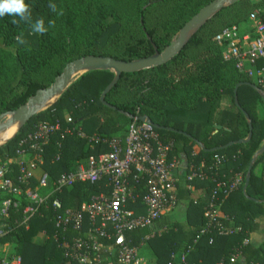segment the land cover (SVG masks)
Here are the masks:
<instances>
[{"label": "trees", "instance_id": "trees-1", "mask_svg": "<svg viewBox=\"0 0 264 264\" xmlns=\"http://www.w3.org/2000/svg\"><path fill=\"white\" fill-rule=\"evenodd\" d=\"M212 1L26 0L33 21L42 18L46 27L49 21L52 25L44 34H37L19 18L16 24L12 17L0 18V115L50 86L66 64L79 58L130 62L153 55L154 49L162 51L188 20ZM50 2L56 6L55 12L49 8ZM123 2L129 4L127 9ZM254 11L264 23L263 1L241 0L222 9L164 65L121 74L102 102L100 96L114 74L96 71L82 75L54 105L29 119L0 148V166L8 168L6 176L12 182V191H0V201L17 204L2 222L6 235L0 243L10 245L20 264H73L62 247L73 239L85 240V232H76L71 226L65 231L56 228L55 219L67 211L79 212L82 205L101 194L109 197L111 187L102 180L56 191V182L90 158L108 153L111 142L123 148L129 125L139 124L136 118L141 116L159 127L153 132L164 145H171L167 162L177 159L185 163V170L176 172L171 210L180 209L184 220L171 223L166 213L154 226L161 233L144 245L153 264H181L182 255L186 264H264V153L256 158L243 191L248 166L264 145V98L250 85L262 87L258 79L253 81L238 71L234 60L224 59L214 40L225 29L246 28ZM239 84L237 107L233 91ZM222 101L228 107L222 108ZM244 114L250 121L251 137L245 144H235L249 133ZM41 124H58L60 130L39 146V153L31 152L28 136ZM230 143L234 144L224 148ZM23 149L30 157L40 154L42 163L33 176L20 181L16 161L17 152ZM190 168L204 178L187 181ZM43 173L48 177L47 186L37 191L45 200L25 230L20 225L28 205L25 192L37 187ZM236 175L242 177L240 186L213 196L216 183L225 184ZM125 181L134 198V202L127 201L126 208L135 216L144 215L141 199L146 178L131 169ZM213 199L219 216L210 223L204 213ZM220 227L238 231L221 235ZM151 231H128L125 241L138 246ZM253 236L260 239L258 245L252 243ZM41 237L45 238L42 242Z\"/></svg>", "mask_w": 264, "mask_h": 264}, {"label": "built area", "instance_id": "built-area-1", "mask_svg": "<svg viewBox=\"0 0 264 264\" xmlns=\"http://www.w3.org/2000/svg\"><path fill=\"white\" fill-rule=\"evenodd\" d=\"M214 40L222 48V57L234 60L236 69L241 73L258 79L264 91V23L258 18V11L249 15L246 28L233 26L221 31ZM59 130L58 124L39 125L35 132L28 136L30 151L39 153V146L46 144L49 137ZM68 132L69 130L66 131ZM78 136L82 134L78 132ZM170 148V144L164 145L159 140L150 125L132 122L128 127L123 148L118 142H111L108 153L96 159L90 158L84 166L62 175L57 180L56 191L70 188L74 184H95L102 180H106L111 187L109 197L101 194L92 198L88 204L82 205L79 212L67 211L55 219L56 228L61 227L65 231L71 226L76 232H85V240L73 239L62 247L73 264H143L139 249L149 239L161 233L154 230V226L164 214L171 212L175 204L176 172L180 167L175 159L167 162ZM29 154L30 152L24 149L17 152L16 164L18 172L22 174L20 181L33 176V172L42 163L40 154L34 157ZM131 169L146 178V193L141 199L144 215L135 216L134 211L126 208L127 201L134 202L125 181ZM190 171L186 177L187 181L196 177L204 178L201 173H196L191 168ZM8 172L6 166H0L2 192L12 191V182L6 176ZM47 179L46 173L41 174L37 187L25 192L28 205L22 211L20 223L25 230L28 229L31 217L45 200L37 190L47 186ZM241 183V175H236L225 184L216 183L213 196L222 190L231 191ZM54 204L59 205L57 201ZM16 206L17 204L10 200L0 201V239L6 235L2 222L8 217L9 209ZM204 215L210 223L218 218V207L214 199L209 202ZM144 228L152 229L151 233L146 235L138 246H129L125 241V233ZM237 231L238 229L223 227L218 230L221 235H232ZM179 260L181 264H186L184 255L180 256ZM20 262V258L11 251L9 244L0 243V264Z\"/></svg>", "mask_w": 264, "mask_h": 264}, {"label": "water", "instance_id": "water-1", "mask_svg": "<svg viewBox=\"0 0 264 264\" xmlns=\"http://www.w3.org/2000/svg\"><path fill=\"white\" fill-rule=\"evenodd\" d=\"M239 1L241 0H213L200 9L184 24L162 51L158 52L154 49V54L147 58H141L130 62H122L111 58L87 56L66 64L61 73L54 78L50 86L45 89L37 90L34 95L30 96L27 101L17 109L0 115V148L11 141L29 119L46 111L54 105L63 93L82 75L96 71H110L114 74L112 82L106 87L100 96V101L102 102L105 95L117 83L121 74L135 73L164 65L173 57L177 56L189 40L200 30V28L210 21L216 14H218L222 9ZM239 86L240 84L237 85L233 91L234 104L237 107L238 103L236 91ZM250 86L258 92L262 98H264L263 91L261 89L253 85ZM125 115L131 118L129 115ZM244 117L246 118L249 126V133L245 140L235 142V144H245L251 137L250 121L246 114H244ZM136 120L140 123L148 124L154 129H159V127L153 124L147 117H137ZM165 130L175 132L171 128H167ZM179 134L187 136L181 132H179ZM232 144L234 143H230L224 148H227ZM263 153L264 145L254 154L251 163L248 166L243 191H245L247 187L250 171L256 158Z\"/></svg>", "mask_w": 264, "mask_h": 264}, {"label": "clouds", "instance_id": "clouds-1", "mask_svg": "<svg viewBox=\"0 0 264 264\" xmlns=\"http://www.w3.org/2000/svg\"><path fill=\"white\" fill-rule=\"evenodd\" d=\"M49 8L55 12L56 6L54 3H49ZM5 16L12 17L11 22L16 24L19 18L20 21H25L30 24L31 31L37 34H44L48 27H51L52 21L48 22V26H45V22L42 18H37L34 21L31 17V12L29 9V4L26 0H0V18ZM19 43H23L22 40Z\"/></svg>", "mask_w": 264, "mask_h": 264}, {"label": "crops", "instance_id": "crops-1", "mask_svg": "<svg viewBox=\"0 0 264 264\" xmlns=\"http://www.w3.org/2000/svg\"><path fill=\"white\" fill-rule=\"evenodd\" d=\"M176 162L178 163V165L180 167L179 170H183L184 171L185 170V167H184L185 166V163L182 160H179L178 161L177 159H176ZM1 193L3 194L2 191H1ZM197 195H198V193H197ZM199 195H200V193H199ZM167 213H169L170 222L171 221L172 222H182L184 220L183 217L176 218V217H174V215H172V213H170V212H167ZM252 243H254L255 245H258L260 243V239L258 237H254L253 236L252 237ZM142 248H145V250L141 252V255L139 257L142 259L143 264H153L154 263V260L153 259H152L151 263H149V260L151 259V257H150V254L151 253L150 252L148 253L149 250L148 251L146 250L147 249L146 246H143L140 249H142Z\"/></svg>", "mask_w": 264, "mask_h": 264}, {"label": "rangeland", "instance_id": "rangeland-1", "mask_svg": "<svg viewBox=\"0 0 264 264\" xmlns=\"http://www.w3.org/2000/svg\"><path fill=\"white\" fill-rule=\"evenodd\" d=\"M252 1H253V2L263 1V2H264V0H252ZM123 5L125 6L126 9H127L128 6H129V4L126 3V2H123ZM255 79H256V78H253L252 80L255 81ZM220 106H221L222 108H226V107H228V104L225 103L224 101H222V103L220 104ZM171 213H172V215H174V217H176V218H181V217H182V211H181L180 209H178V208H176V209H175L173 212H171ZM44 239H45L44 237H41V238L39 239V241L42 242V240H44ZM144 250H145V248H142V249L139 250V256L141 255V252L144 251ZM146 250L148 251V249H146ZM148 253H149V251H148ZM150 257H151V259L149 260V263H151V261H152V256H151V254H150Z\"/></svg>", "mask_w": 264, "mask_h": 264}]
</instances>
